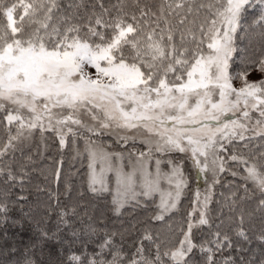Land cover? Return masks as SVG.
Instances as JSON below:
<instances>
[{
	"label": "snow or ice",
	"instance_id": "snow-or-ice-1",
	"mask_svg": "<svg viewBox=\"0 0 264 264\" xmlns=\"http://www.w3.org/2000/svg\"><path fill=\"white\" fill-rule=\"evenodd\" d=\"M257 31L264 41V0H0V264H264V42L236 43ZM49 140L86 156L88 190L111 192L114 215L159 195L130 248L124 232L91 223V255L50 230L23 249L10 240ZM186 161L212 183L159 231L179 211ZM225 173L239 183L225 185L216 223ZM82 211L65 206L57 231Z\"/></svg>",
	"mask_w": 264,
	"mask_h": 264
},
{
	"label": "trees",
	"instance_id": "trees-1",
	"mask_svg": "<svg viewBox=\"0 0 264 264\" xmlns=\"http://www.w3.org/2000/svg\"><path fill=\"white\" fill-rule=\"evenodd\" d=\"M107 2L108 0H106ZM111 2L114 3L115 0H111ZM238 40V47L248 48L249 51L258 50L261 43L264 42L258 31L248 36L239 34ZM48 144V149L42 151V155L33 156L34 163L30 164L27 169L29 178L22 194L27 197L23 204L24 210L30 215L21 219L20 224L10 226L7 229L10 240L16 242L23 249L30 245L40 232L50 230L57 232L58 237L62 234L65 248H70L77 254L85 252L91 255L96 249V237L90 236L87 232V224L91 223L97 227L107 226L108 230L124 232L126 247L130 248L131 238L136 235L142 222L153 214L157 204L149 200L145 207L135 211L127 207L121 216L114 215L111 205V192L97 196L88 190L86 156L77 157L76 150L71 147L60 150L58 144L53 140H49ZM81 152L83 153V149ZM61 159L63 160L61 177L57 181L53 172L58 166L56 162ZM206 182L193 177L189 186L190 193L180 203L179 211L172 215L171 219H166L165 222H155L153 227L159 231H167L169 225L178 226L192 206L196 189H203ZM230 182L239 183L237 178L225 173L221 177V184L215 185L214 196L210 204L214 220L219 215L221 208L218 203L222 199L220 194L228 192L225 185ZM69 186L70 190H68ZM77 203L81 205L82 209L86 208L88 214L84 215L82 211L79 216L71 219L70 228L65 229L63 225H60L59 231H57L59 212L65 206L70 207ZM224 211L227 213L226 208ZM14 215L20 219L22 214L17 211ZM215 222L218 223L219 221L215 220ZM134 225L135 227H133ZM227 226L226 221L224 228L227 229ZM73 230L77 233L76 236H73ZM204 231L207 229L205 228ZM53 243H58V241ZM217 259L218 264H222L223 258L218 256Z\"/></svg>",
	"mask_w": 264,
	"mask_h": 264
},
{
	"label": "rangeland",
	"instance_id": "rangeland-1",
	"mask_svg": "<svg viewBox=\"0 0 264 264\" xmlns=\"http://www.w3.org/2000/svg\"><path fill=\"white\" fill-rule=\"evenodd\" d=\"M254 41H255V39H254ZM238 42H239V40L237 38V40H236L237 46H238ZM259 78H261V74L259 72H253L250 75V79H252V80H257ZM101 139H102V141L105 144H111L113 146V149L119 150V146L113 144L114 137L104 136ZM138 146H140V145H138ZM77 147L80 148V151H81L84 148L83 141H80ZM185 173L188 176L189 184H188V187L185 189V191H184V193L182 195L181 202L184 199V197L188 196L189 193H190L189 186H190V183H192L193 177L202 180V182L207 181L205 183V187L200 190L202 195L205 192V190L208 188V186L211 185V183H212V179H211V175L210 174L208 176H205L202 173H198L197 170L192 168L191 163L188 162V161H186V163H185ZM110 187H114V185L110 184ZM164 187L166 188L167 186L164 185ZM212 192H213V196H214L215 187L213 188ZM213 196H212V199H213ZM151 200L153 202H155V204H158L159 203V195L154 196ZM209 207H210V205H209ZM189 210H190V208H189Z\"/></svg>",
	"mask_w": 264,
	"mask_h": 264
}]
</instances>
